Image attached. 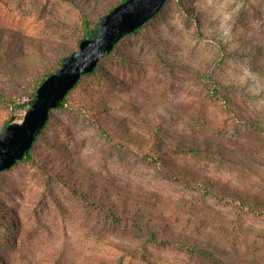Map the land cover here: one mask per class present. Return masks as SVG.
Segmentation results:
<instances>
[{
    "label": "rangeland",
    "instance_id": "obj_1",
    "mask_svg": "<svg viewBox=\"0 0 264 264\" xmlns=\"http://www.w3.org/2000/svg\"><path fill=\"white\" fill-rule=\"evenodd\" d=\"M118 1L77 3L98 20ZM6 32L57 62L79 49L81 13L0 0V89L25 94L44 60ZM25 114L0 105V133ZM184 145L202 152H170ZM155 148L164 163L143 157ZM33 152L0 177V264H264V215L236 203L264 209V0H168L83 77ZM135 222L165 241L147 262Z\"/></svg>",
    "mask_w": 264,
    "mask_h": 264
},
{
    "label": "water",
    "instance_id": "obj_2",
    "mask_svg": "<svg viewBox=\"0 0 264 264\" xmlns=\"http://www.w3.org/2000/svg\"><path fill=\"white\" fill-rule=\"evenodd\" d=\"M168 0H126L99 22L95 38L81 41L79 49L69 55L58 71L38 89L35 103L23 121L9 124L0 133V174L24 159L47 125L52 112L77 86L82 77L93 72L116 45L154 18Z\"/></svg>",
    "mask_w": 264,
    "mask_h": 264
},
{
    "label": "trees",
    "instance_id": "obj_3",
    "mask_svg": "<svg viewBox=\"0 0 264 264\" xmlns=\"http://www.w3.org/2000/svg\"><path fill=\"white\" fill-rule=\"evenodd\" d=\"M65 1H67L68 3L73 4L76 8L79 9V11L81 13V21H82V26H83V36H82V38H80V40L78 42V47H79L82 40L88 39V38H95L98 35V33H99V22H100V20L102 18H104L109 12H111L116 6H118L119 4L125 2L126 0H119L115 4L113 3L106 12H104L103 14L100 15L98 20L92 19L91 16L85 10L79 8V6H78L79 4L77 3L78 0H65ZM159 14L160 13H158L149 22H151L153 19H155ZM149 22H147V23H149ZM144 26L139 28L138 30H136L132 34H136V35L141 34ZM8 35H11L10 39L13 42H18L20 40L19 43L23 42L24 44L28 45L31 49L37 51V53H39V55L44 60V66L43 67L35 68L34 73H33L32 77L30 79V82H29L30 83L29 84L30 87H29V90H28L27 93L20 94V95L19 94L8 95V93H6L4 90L0 89V105L2 107H4L7 110H23V111L27 112L31 108V106L35 103V101L37 99L39 87L43 84V82H45V80L50 75H52L53 73H55L56 71H58L60 69V67L62 66L63 61L65 60V58H67L69 55H71L72 52H75V50H72L71 52H67L65 49L62 48L61 49V53L62 54H61L59 60L57 62H53L52 61V57L49 56L48 53L45 51L46 43H44L43 41L37 40V39H34V38H27V37H25L23 35H18V34L10 33V32L4 33L3 34V38L6 39V37ZM11 50L15 51L13 44L11 45ZM108 56H106V57H108ZM97 69H98V67L93 72H91L89 74H86L83 77L94 75L97 72ZM83 77H82V79H83ZM81 80H80V82H81ZM79 83L67 95L65 100H63L60 103V105H59V107L57 109H62L64 107H66V105L68 104L69 96L78 87ZM214 97H217V95H214ZM53 112H52V114H53ZM52 114H51V117H50L47 125L45 126V128L50 124V121H51V118H52ZM9 124H11V123L10 122H6L2 129L6 128ZM98 125H99V128L101 129V131H103L104 133L108 134L107 129L104 126L105 125L104 123L100 122V123H98ZM44 129L42 130L40 135L37 137V139H36V141L34 143V146L37 143V141L39 140V138H40L41 134L43 133ZM34 146H33V148H34ZM33 148L27 153L26 157L24 159L20 160L19 162H17V164L15 166H17L23 160L29 161L32 164L37 163L35 154L33 152ZM155 149H157V150H152V152H147L145 154L143 153V157H145L147 159H152V160L158 162L159 164L164 163L167 160L166 156L164 155V152H162L161 148H155ZM180 151H182V152H191V153H194V154H199V153L202 152L196 146H188V145L171 146L170 152L176 153V152H180ZM15 166H13V167H15ZM4 172H2V173H4ZM2 173L0 174V177H1ZM236 203H237V206L240 208V210L251 212V213H254V214L262 213V214H259V215H264V209L258 208L257 206H255L254 204H252V203H250L248 201H244V200L240 199ZM112 218L115 221H121V220H123L125 218V216H118V215L112 214ZM133 227L147 235L145 243L141 246L140 251L139 252H135V255L139 254L140 258L147 262V261H149L147 244L148 243L164 244L165 241L164 240H158L157 235L154 232L146 229L144 226L140 225L137 222H135L133 224ZM195 249H197V248L195 247Z\"/></svg>",
    "mask_w": 264,
    "mask_h": 264
}]
</instances>
